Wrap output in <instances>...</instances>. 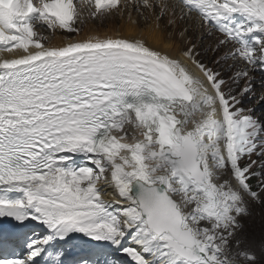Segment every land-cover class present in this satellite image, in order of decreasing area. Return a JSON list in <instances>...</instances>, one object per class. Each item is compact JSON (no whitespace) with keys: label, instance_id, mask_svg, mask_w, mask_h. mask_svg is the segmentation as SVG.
Masks as SVG:
<instances>
[{"label":"snow or ice","instance_id":"snow-or-ice-1","mask_svg":"<svg viewBox=\"0 0 264 264\" xmlns=\"http://www.w3.org/2000/svg\"><path fill=\"white\" fill-rule=\"evenodd\" d=\"M133 11L219 36L71 35ZM0 53V264H264V0H0Z\"/></svg>","mask_w":264,"mask_h":264},{"label":"rangeland","instance_id":"rangeland-1","mask_svg":"<svg viewBox=\"0 0 264 264\" xmlns=\"http://www.w3.org/2000/svg\"><path fill=\"white\" fill-rule=\"evenodd\" d=\"M117 17H119V15ZM139 21L140 22L142 21L143 23H145V21H143L140 17H139ZM88 24H93L95 26L97 25L101 26V24H103V26L98 28V31L100 32L107 31L111 25L110 18L104 19L103 22H101L100 20L89 21L87 24L82 26L81 34L85 32V28ZM186 26L191 28V25H181L180 28H183ZM44 27L41 28L37 26L40 36L44 37V39L42 40V43H44L45 45L51 42V39L53 40L55 38L54 37L56 36L55 34H59L63 37L64 36L68 37L70 35L63 30H57L56 32H52L51 30H45ZM164 35L167 37L166 39L168 40V43L172 42L171 44L175 48L190 47L192 43H196L199 51H203L204 49H206L210 43H212L215 39L218 38V36L215 35L214 33L212 36H208L206 29H201L196 32H193L190 30L186 33V39L183 42H181L180 30L177 29L176 27L168 28L164 32ZM171 39H173L174 41H172ZM208 56L212 57L213 53L209 52ZM207 62L208 61L206 60L205 63ZM256 87L258 88L259 86L256 85ZM258 98H259V94H257V99ZM253 103L254 101L249 103L248 108L254 109L255 107H258V106H255ZM261 109H262V105L259 106L258 110L261 111ZM255 115L257 114L255 113ZM263 204L264 203H253L249 206L248 214L245 215V217L241 218V224L243 225V227L238 231V237L240 238L241 241H244L246 243L250 242L249 244L252 243V245H255L257 247H259L260 243L264 241V206ZM256 238L258 241H255Z\"/></svg>","mask_w":264,"mask_h":264},{"label":"bare ground","instance_id":"bare-ground-1","mask_svg":"<svg viewBox=\"0 0 264 264\" xmlns=\"http://www.w3.org/2000/svg\"><path fill=\"white\" fill-rule=\"evenodd\" d=\"M133 19L139 20L138 14L133 11ZM113 16L110 18V27L107 31H98V28L103 26H95L93 24H88L85 28V32L81 34L78 37H75V39H86L89 36H100L101 38L110 36L113 38L116 37H126V38H145L147 42L153 46L157 47L162 51H167L170 54L174 56H180V50L181 48H175L171 43H168L167 37L164 35V32H160L155 29L154 27V21L148 20L147 22L143 23L142 21H139V26H134L129 23L127 13L124 15V17H117ZM119 23V25H118ZM59 32V31H58ZM62 34V33H61ZM55 38L51 42L47 44V46H63L64 44H67L71 42L69 39H62L63 36L59 34H55ZM202 35V34H201ZM65 37V36H64ZM171 38V37H170ZM174 41L173 39H171ZM4 58H11V54L9 53H0V60ZM108 198V197H105Z\"/></svg>","mask_w":264,"mask_h":264},{"label":"trees","instance_id":"trees-1","mask_svg":"<svg viewBox=\"0 0 264 264\" xmlns=\"http://www.w3.org/2000/svg\"><path fill=\"white\" fill-rule=\"evenodd\" d=\"M253 239H254V238H253ZM253 239H252V241H253ZM255 241H258L257 238L255 239ZM249 243H250V242H247V244H249ZM251 244H252V243H251Z\"/></svg>","mask_w":264,"mask_h":264}]
</instances>
